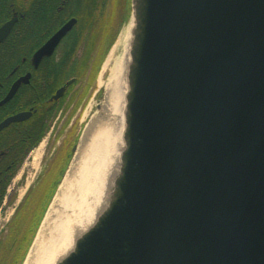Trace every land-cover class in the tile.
I'll return each mask as SVG.
<instances>
[{"label":"water","instance_id":"95a60500","mask_svg":"<svg viewBox=\"0 0 264 264\" xmlns=\"http://www.w3.org/2000/svg\"><path fill=\"white\" fill-rule=\"evenodd\" d=\"M131 8L107 201L50 264H264V0Z\"/></svg>","mask_w":264,"mask_h":264},{"label":"flooded vegetation","instance_id":"af4514ba","mask_svg":"<svg viewBox=\"0 0 264 264\" xmlns=\"http://www.w3.org/2000/svg\"><path fill=\"white\" fill-rule=\"evenodd\" d=\"M122 4V0H0V206L13 179L26 172L25 160L43 145L63 115L67 113L58 135L80 108L77 101L81 96L84 101L130 18L131 0ZM103 98L102 104L106 93ZM18 114L22 119L7 123ZM43 128L45 133L35 144ZM74 132L72 126L61 140L59 135L58 146L72 150L80 142ZM65 153L56 157L62 177L64 163L73 156L72 151ZM52 175L48 178L57 176Z\"/></svg>","mask_w":264,"mask_h":264},{"label":"bare ground","instance_id":"6f19581e","mask_svg":"<svg viewBox=\"0 0 264 264\" xmlns=\"http://www.w3.org/2000/svg\"><path fill=\"white\" fill-rule=\"evenodd\" d=\"M129 33L130 24L128 23L105 62L108 65L112 56L111 72L105 83L106 113L112 109L115 112H120L122 118L118 124L120 126L121 123V126L119 129L117 128L115 117L112 118V116L106 120L103 115L102 118H93L86 127L84 135L79 139L75 154L72 151L74 161L71 169L66 174L46 220L40 228L27 264H50L52 259L72 244L73 228L71 224L76 221L73 216L75 215L81 224H85L86 221H89L90 214H93L104 200L107 201L105 195L102 198L103 184L105 185L102 172L104 173L108 157L116 153L118 149L117 140H120V136L122 137L125 125L123 109L128 89ZM117 51L120 54L114 56ZM38 154H40V150H38ZM100 202L101 204H99ZM61 205H64L65 209ZM68 207H71L73 212L66 214Z\"/></svg>","mask_w":264,"mask_h":264},{"label":"rangeland","instance_id":"374dc122","mask_svg":"<svg viewBox=\"0 0 264 264\" xmlns=\"http://www.w3.org/2000/svg\"><path fill=\"white\" fill-rule=\"evenodd\" d=\"M122 2V6H125L127 0H122ZM129 20L130 18L126 21L127 23L123 24L122 31L129 23ZM112 49L113 47L106 55L105 61L97 75L98 78L90 83L91 86L84 101L83 96L77 101V104L80 103L78 105L80 108L75 110L74 116L68 121L69 124L66 123L68 127L64 126L59 135L73 126V129H75L74 139L78 142L84 135L85 129L92 121V118L96 116L101 118L100 109L97 108V105L104 102L103 94L106 93L105 83L109 79L110 67L113 64L112 56L108 61V65L105 62L110 56ZM116 53L114 56L120 54L118 51ZM66 114L58 120L53 133L43 139V146H38L33 155L25 160L23 166H27L26 172L22 176L19 175V177L16 176L13 179L0 206V264H27L31 258L32 248L36 242L40 228L46 220L49 209L56 199L58 190L61 188L64 178L72 166L74 155L70 158L69 162L66 160L64 163L66 167L64 178L62 177V171L58 173L61 164L60 160L56 157L63 150L66 152L65 154H67V151L69 154L72 151L70 146L68 149L65 146H58L59 139L61 140V137L64 135L63 132L58 139V132L62 123L66 120ZM39 147L41 148L39 149ZM38 150H40V154H38ZM56 159L57 163L54 162ZM52 166L53 168L51 169ZM78 170L76 171L77 174ZM45 173L46 176H44ZM35 174L39 177H34ZM50 174L57 176L52 175L53 177L48 178ZM62 207L65 209L64 205ZM72 212L71 207H68L66 214Z\"/></svg>","mask_w":264,"mask_h":264},{"label":"trees","instance_id":"16d2710c","mask_svg":"<svg viewBox=\"0 0 264 264\" xmlns=\"http://www.w3.org/2000/svg\"><path fill=\"white\" fill-rule=\"evenodd\" d=\"M96 72H98V70ZM44 133H45L44 128L41 131H39L38 136H37V140L35 141L36 142L35 144H37L39 142V140L43 137Z\"/></svg>","mask_w":264,"mask_h":264}]
</instances>
